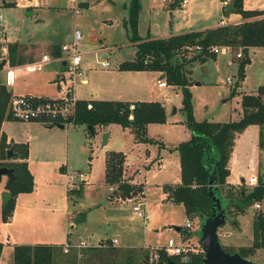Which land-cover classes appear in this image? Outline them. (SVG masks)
I'll use <instances>...</instances> for the list:
<instances>
[{
    "label": "rangeland",
    "instance_id": "obj_1",
    "mask_svg": "<svg viewBox=\"0 0 264 264\" xmlns=\"http://www.w3.org/2000/svg\"><path fill=\"white\" fill-rule=\"evenodd\" d=\"M37 1L38 7L33 6L34 0H0V41L16 45V55L20 54L23 46H31L32 49L23 57L24 61H30L44 53L54 55V49L60 43L48 47L42 45L50 40L69 42L74 29H80L83 34L80 67L82 76L88 81L83 83L80 78L69 79L64 70L66 81L60 82L63 90L70 86V93L72 86L76 99L82 100H156L163 104L166 120L164 123L147 125L146 135L150 140L146 141H138L130 129L121 128L118 124L97 126L91 136L85 124L72 122L63 130H46L17 119L7 120L4 130L9 139L13 138L18 144L27 141L30 148L28 163L31 166L32 162L35 169V174L32 173L35 211L28 217L19 212L13 223L3 219L2 193L6 191L4 186L7 176H2L0 242L3 249L0 264H13V246L20 242L53 245V264H63L66 259H75V248H71L68 254L63 253L62 249L63 244L70 240L67 238L77 234L89 236L93 241L116 238L118 242L114 252L131 251L135 261L144 252L149 253L144 246L161 247L170 238L178 241L181 237L191 243L197 242L194 232L199 229L198 220L191 219L192 228L186 230L193 233L184 238V234L175 229L185 227L184 209L181 205L173 204L163 188L180 182L176 146L190 139L192 133L187 113L182 109V89L173 84L159 87L158 73L118 68L119 63L132 60L135 53L132 33L126 25L131 0ZM223 1L228 4L222 6ZM79 2H88L89 7L79 8ZM137 2L136 33L141 38H158L170 32L187 31L189 29L185 28L200 24L210 27L220 20L225 24L242 20L237 13L222 12L223 7L225 11L231 8L232 0H190L186 7L175 10L158 0ZM17 4L25 7L21 8ZM244 5L246 8L263 7L264 0H244ZM240 51L233 49L232 54L220 53L217 61L209 58L204 62L194 61L185 65L191 82L189 90L194 120H238L242 116V95L254 94L259 86L264 85V48L250 50V62L245 66L244 79L238 84L237 65L243 56L238 58L235 54ZM103 52L110 62L109 69L102 68L98 63L104 59ZM193 54L188 52L186 56L191 57ZM58 64V61H52L42 71L19 73L16 84L10 89L17 93L30 86L32 89L40 87L39 92L58 95L54 80L57 69L59 71ZM45 75L52 79L46 82ZM227 77L231 78L230 82H227ZM92 90L96 92L95 95ZM262 129L258 125H251L235 134L228 164L231 169L229 180L238 182V185L225 188L224 195L232 193L238 198L242 188L248 193L259 181H264V127ZM105 133H108V141L102 145ZM6 142L9 145L7 149L14 144L7 137ZM21 151L19 146L14 148L17 155L0 159V162L8 164L17 161ZM110 151L122 152L126 174L137 183L132 184L135 192L126 199L115 194L114 191H118L116 184L109 185L106 181L105 160ZM63 164L86 174L87 181L80 185L79 194L73 192L69 196L66 175L59 171V166ZM252 175L255 184L250 182ZM122 181L130 183L125 173L121 176ZM113 195L117 198L111 199ZM141 196L146 203L145 224L132 211ZM257 202H260L261 211L264 212V196ZM254 204L238 215L232 207L228 208L229 217L218 229L222 245L230 232V239L237 240L242 246L255 243L254 213L260 210H255ZM81 214L84 219L76 221ZM67 216H70L69 219ZM224 248L228 252L234 250ZM246 259L264 264V248H256ZM95 261L96 264H105L104 260ZM78 263L76 259L75 264Z\"/></svg>",
    "mask_w": 264,
    "mask_h": 264
},
{
    "label": "trees",
    "instance_id": "obj_2",
    "mask_svg": "<svg viewBox=\"0 0 264 264\" xmlns=\"http://www.w3.org/2000/svg\"><path fill=\"white\" fill-rule=\"evenodd\" d=\"M139 4L131 0L128 8V21L126 23L131 31V41L134 42L135 53L132 60L119 63L121 70L157 71L160 79L166 84H173L182 89V109L186 111L191 129V137L176 146L180 161V183L165 185L168 199L176 205H181L185 216L197 219L200 222L209 217L213 210V199L209 188H217L214 193H219L226 200V213L232 207L235 213L243 214L255 202L261 201L264 196V181H259L250 192L242 188L239 197L232 193L224 195V189L231 187L229 183L230 169L228 166L232 141L236 133H240L251 125L264 127V85L257 88L254 94H244L241 97L242 116L238 120L215 122L193 119L191 106V84L185 65L194 61L204 62L209 58H216V54L209 51L213 45H230L233 49H240L243 58L237 65V83L241 84L245 75V66L250 62L248 49L251 47H264V10L244 9L243 0H232L228 13L240 14L242 21L235 24H224L199 31H189L171 35L166 38H141L136 33L137 15ZM224 12L225 9H223ZM186 46H200L201 50L194 51L193 56L187 57ZM10 63L25 62L16 55V45H8ZM54 55L60 56V47H55ZM17 57V58H16ZM28 62V61H26ZM3 64L0 63V69ZM9 88L0 83V159L6 158V135L1 130L4 120L14 119L8 110L11 98ZM90 105V107L88 106ZM166 120L165 109L158 101L128 102L121 100H79L76 105V114L73 123L85 124L89 127L92 136L95 128L101 125L118 124L122 128L130 129L138 141L150 140L146 135L147 125L150 123H164ZM60 124V123H56ZM262 134V131H261ZM21 147L18 153L21 161L2 163L0 166L13 168V177L7 178L5 190L11 197L3 208L2 217L8 219L14 208V198L19 193H28L33 190V176L28 169L27 143H14L12 147ZM124 170V155L122 152L110 151L105 160V175L109 185L116 184L119 197L126 199L135 192L134 185L126 181L120 182ZM210 180L213 182L210 183ZM80 191V187L68 191V194ZM235 222V221H234ZM180 232L184 238L193 232L181 227ZM253 232L255 243L250 246H240L231 252H238L243 258L252 255L256 248H264V212L254 213ZM199 242L198 230L194 232ZM3 244L0 242V256ZM105 255L98 259L105 264H149V253L144 252L135 261L133 252H114V245L105 248ZM146 251V250H145ZM55 247L49 244L14 245L13 264H53ZM203 253L194 254L189 263H183L179 257L168 256L160 251L161 262L171 264H205ZM111 259V262H110ZM135 261V262H134ZM107 262V263H106Z\"/></svg>",
    "mask_w": 264,
    "mask_h": 264
},
{
    "label": "built area",
    "instance_id": "obj_3",
    "mask_svg": "<svg viewBox=\"0 0 264 264\" xmlns=\"http://www.w3.org/2000/svg\"><path fill=\"white\" fill-rule=\"evenodd\" d=\"M76 1V0H73ZM166 5H178L179 7H185L188 0H158ZM226 4V1L223 2ZM82 31L80 29H74L72 39L69 42L60 45V50L63 52L60 56H51L49 54H42L38 59L23 62V63H10L9 47L8 44L0 41V63L3 64L0 69L2 73V79L0 83L8 88L13 86L16 77L19 73H34L42 71L45 66L52 61H59L64 64L65 73L69 79L80 78L83 80V72L81 70V41ZM185 49L188 52H194L201 50L200 46H186ZM209 51L220 54L230 53L232 54L233 48L230 45H213L209 48ZM236 57L242 56L241 51L235 54ZM102 68H109L110 62L108 59H103L98 62ZM65 76V74H63ZM231 78L227 77V82H230ZM159 86H165L166 82L158 80ZM77 99L72 92V86L70 93H67L57 98H41L31 95H12L9 103L8 110L14 119L20 121H38L48 124L62 123L65 125L72 124L75 114ZM90 107V105H88ZM67 191H72L80 187L87 181L86 174L79 172L78 170L68 168L65 172ZM250 182L254 183L255 178L250 177ZM112 189V187H110ZM145 200L141 196L137 205L132 207V211L136 216L141 218L145 224L147 221V214L145 211ZM255 210L260 209V204L257 202L254 204ZM185 228H192V220L186 218ZM116 238L111 239H99L98 241L90 240L89 238H83L79 236L74 242L67 241L63 244V251L69 252L71 248H75L77 251L89 248L108 247L109 245H115L117 243ZM149 251V264H168V262H161L159 260L160 251H163L168 256L179 257V260L183 263H189L194 254L203 253V249L199 242L191 243L188 240L180 237L178 241L170 238L167 244L161 247H147Z\"/></svg>",
    "mask_w": 264,
    "mask_h": 264
},
{
    "label": "crops",
    "instance_id": "obj_4",
    "mask_svg": "<svg viewBox=\"0 0 264 264\" xmlns=\"http://www.w3.org/2000/svg\"><path fill=\"white\" fill-rule=\"evenodd\" d=\"M35 1V3L33 2V6H35V7H38V1L37 0H34ZM189 1L190 0H188V3L187 4H189ZM224 2V1H223ZM223 2H222V6H226L227 4H228V2H226V4H223ZM88 3V2H87ZM32 4V3H31ZM16 6H19V7H21V8H24L25 6H23V5H21V4H17ZM187 6V5H186ZM185 6V7H186ZM88 7H89V3H88ZM87 7V8H88ZM169 9H171V10H175V9H177V8H184V7H179L178 5H169V6H167ZM243 7H244V9H250V10H252V9H259V10H264V6L263 7H257V8H255V7H253V8H246L245 7V5H244V0H243ZM222 9H225L224 7L222 8ZM230 9H228V10H226V12H224V10H222V12L223 13H225V14H229L228 13V11H229ZM232 13V12H231ZM240 15V14H239ZM242 20H240V21H234V22H232L231 24H235V23H239V22H241ZM225 23H223V22H221V20L220 21H218L217 22V24L216 25H214V26H210V27H208V26H206L205 24H200V26H193V28H185V29H189V30H187V31H181V32H170V34H167V35H164V36H161V37H158V38H166V37H169V36H171V35H175V34H180V33H184V32H189V31H199V30H205V29H208V28H213V27H216V26H219V25H224ZM228 24V23H227ZM191 29V30H190ZM180 31V30H179ZM156 38V37H155ZM19 44H22V42H18ZM33 43V42H32ZM60 43V44H59ZM63 43H66L65 41H55V40H50V41H47L46 43H44L42 46H46V47H48L49 45H52V44H59V46L58 47H60V45L61 44H63ZM34 45H36V46H38V44L37 43H33ZM253 48H257V47H251V48H249L248 49V53L250 52V50L251 49H253ZM262 48H264V47H262ZM32 49V47L30 46L29 48H27V47H24L23 46V48H21V51H20V54H18L17 56H19V57H25L24 56V54H26L28 51H30ZM61 54H63V52H61V50H60V55ZM218 55L219 54H216V58H213L214 60H216L217 61V59H218ZM53 57H55L56 55H52ZM102 57H104V59H106L107 58V54L105 53V52H103L102 53ZM30 61H33V60H30ZM30 61H28V62H30ZM26 62V61H25ZM57 62V61H56ZM51 63V62H50ZM58 65H59V71H58V69H57V73H56V77H55V83H57V89H58V95H56V94H48V93H44V92H39V88L40 87H37V89H32L31 88V86L30 87H27L26 89H24L23 91H21V92H17V93H13V91H12V89H10L11 87H13V86H11V87H9V91H10V93H11V95H31V96H35V97H41V98H57V97H61V96H63V95H65V94H67L68 93V89L70 88V86H68L67 87V89H65V90H63V87L61 86V84H60V82L61 81H66L65 80V77L63 76V72H64V70H65V67H64V64L63 63H61V62H59L58 61ZM49 64V63H48ZM47 64V65H48ZM109 69V68H108ZM61 71V72H60ZM130 71V70H129ZM143 72H146V73H158V75H160V72H156V71H143ZM0 74H2V73H0ZM18 76V75H17ZM46 76V82L47 81H49L50 79H52V78H49L47 75H45ZM2 77L3 76H0V80L2 79ZM158 80H163V81H165L164 79H160V78H158L157 79V82H158ZM88 80H87V78H83V80H81V82H83V83H85V82H87ZM16 82H17V77H16V80H15V83L14 84H16ZM157 85H158V83H157ZM159 86V85H158ZM165 86H167V84L165 85ZM165 86H159V87H165ZM92 94L93 95H95L96 94V92L94 91V90H92ZM78 101L79 100H82V99H77ZM90 100H95V99H87V100H85V101H90ZM121 101H126V100H121ZM138 101H154V100H138ZM156 101V100H155ZM128 102H132V101H128ZM163 105V104H162ZM164 107V106H163ZM21 122H23V123H27V124H32V126H34V127H39V128H42V129H46V130H53V129H55V128H57V129H59V130H63L64 128H65V126H70L71 124H69V125H65V124H63V128H59V127H57L55 124H48V123H42V122H38V121H21ZM7 124V120H4L3 121V123H2V126H1V130L5 133V135H6V137H7V140H11L12 142H14V143H19L18 141H15V140H13V138H11V139H9V136L7 135V133L5 132V130H4V128H5V125ZM60 124H62V123H60ZM73 124V123H72ZM102 127V126H101ZM121 127V126H120ZM88 128V127H87ZM122 128V127H121ZM125 129H128V128H125ZM88 130H89V128H88ZM129 130V129H128ZM263 130V129H262ZM107 141H108V136H107ZM137 141V140H136ZM23 143H27V145H28V142L27 141H24ZM107 143V142H106ZM105 143V144H106ZM104 144V145H105ZM102 145H103V142H102ZM29 146V145H28ZM32 150V149H31ZM30 152V148L28 149V154H30L29 153ZM17 155V154H16ZM17 158H18V160L17 161H21L22 159H20L18 156H17ZM26 161H27V165L29 166V163H28V157L26 158ZM33 163L31 162V166H29L28 167V169L30 170V172H31V174L33 173V174H35V169L33 168ZM228 166H229V164H228ZM179 168H180V161H179ZM68 169V167L67 166H65L64 164L63 165H60L59 166V171L65 176V172H66V170ZM229 169H230V166H229ZM123 173H125V175L126 176H128V179H129V181H130V183L131 184H137V183H134L133 181H132V179H131V177L129 176V175H127L126 174V171H125V158H124V170H123ZM32 174V176H33V179H34V175ZM230 175H231V169H230ZM253 176V175H252ZM254 177V176H253ZM229 179H230V176H229ZM34 181V180H33ZM241 181H244V179L243 178H241ZM180 183V182H179ZM179 183H176V184H179ZM229 183H230V185L231 186H237L238 185V182H236V183H232L230 180H229ZM176 184H172V185H176ZM240 184V183H239ZM254 184H255V182H254ZM253 184V185H254ZM141 185V184H140ZM34 186H35V184H34ZM143 188H144V186L143 185H141ZM34 194H35V192H34V187H33V190L31 191V192H28V193H19L18 195H16L15 196V198H14V208H13V211H12V214H11V216H9V220H10V222L9 223H13L14 221H16L17 220V217H18V214H19V212H21V213H24L25 215H26V217H28L29 216V214H32V212L33 211H35V209H34V207H35V205H34V203H33V197H34ZM75 194H79V192H76ZM113 198H117L115 195H113V197H111V199H113ZM259 204H260V202H259ZM260 211H261V204H260V209H259ZM262 212V211H261ZM185 214V213H184ZM70 217V216H69ZM69 217L67 216V218L69 219ZM81 217V218H80ZM80 217H78V218H80L79 220H78V222L79 221H81V220H83L84 219V215L83 214H81V216ZM186 217V216H185ZM187 218V217H186ZM71 219V218H70ZM239 219H240V216L238 217V221H239ZM225 224V223H224ZM180 230H181V228H180ZM232 233L230 232V235H231ZM91 235V234H90ZM228 236L227 237V235H226V240L224 241V246L225 247H229V248H232V249H236L237 247H240V246H242V244H238V242H237V240H232V239H230V237L231 236ZM80 236V234H77L75 237H71V238H67V239H70L69 241H71V242H74V241H76L77 239H78V237ZM67 237H69V236H67ZM83 238H89L90 240H91V238L89 237V236H82ZM118 241V240H117ZM20 244H26V245H34V244H36V243H32V242H20V243H16V244H14V245H20ZM245 246V245H244ZM114 247H115V245H114ZM116 248V247H115ZM74 251V258L75 259H72V258H69V259H66L65 261H64V263L63 264H75V262H76V259L77 260H79V263L78 264H96L97 262L95 261V259H98L100 256H103V254L105 255V252H106V249L104 248H89V249H83V250H81V251H77V250H73ZM72 251V252H73ZM62 252L63 253H65L63 250H62ZM68 253H70V251L69 252H67V253H65V254H68ZM1 257V256H0ZM75 260V261H74Z\"/></svg>",
    "mask_w": 264,
    "mask_h": 264
},
{
    "label": "water",
    "instance_id": "obj_5",
    "mask_svg": "<svg viewBox=\"0 0 264 264\" xmlns=\"http://www.w3.org/2000/svg\"><path fill=\"white\" fill-rule=\"evenodd\" d=\"M79 8H87V2H79ZM59 128H63V124H55ZM89 128V127H88ZM108 133L103 135V145L107 142ZM16 156L14 152V147H10L7 150L6 157L13 158ZM2 176H7V178L13 177V168L6 166L0 167V179ZM213 181L210 180V183ZM217 188H209V194L213 199V210L212 214L203 219L199 224L198 235H199V244L203 249V262L205 264H259L252 262L246 258H243L238 252L228 253L226 252L219 240L218 229L224 225L227 213H226V200L219 194L214 193ZM11 195L9 192L4 191L2 193V206H6ZM81 218V217H80ZM80 218H77L78 221ZM181 227H176L177 231H180ZM171 264V262H168Z\"/></svg>",
    "mask_w": 264,
    "mask_h": 264
},
{
    "label": "flooded vegetation",
    "instance_id": "obj_6",
    "mask_svg": "<svg viewBox=\"0 0 264 264\" xmlns=\"http://www.w3.org/2000/svg\"><path fill=\"white\" fill-rule=\"evenodd\" d=\"M2 167V166H1ZM7 167V166H6Z\"/></svg>",
    "mask_w": 264,
    "mask_h": 264
}]
</instances>
